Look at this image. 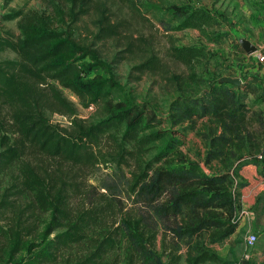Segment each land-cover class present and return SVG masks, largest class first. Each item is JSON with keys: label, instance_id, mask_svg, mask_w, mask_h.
<instances>
[{"label": "trees", "instance_id": "16d2710c", "mask_svg": "<svg viewBox=\"0 0 264 264\" xmlns=\"http://www.w3.org/2000/svg\"><path fill=\"white\" fill-rule=\"evenodd\" d=\"M41 2L58 17L57 26L43 11L17 10L6 18H17L18 34L0 37V51L16 54L15 59H0V264H182L177 240L207 235L217 242L234 233L239 206L229 171L206 173L186 160L167 163L180 140L165 141L166 132L155 129L150 110L128 96L111 102L112 90L121 89L110 64L117 56L110 63L103 60L97 43L113 39L119 45L121 39L129 54L139 47L141 61L133 67L163 77L167 61L187 64L204 50L171 45L160 52L132 43L121 36L128 28L126 19L114 23L106 0ZM166 13L176 31L217 23L216 14L204 8L172 4ZM84 18L92 26L88 36L75 33ZM84 58L89 61L80 62ZM94 67L108 76L88 77ZM221 77L194 96L179 93L172 102L177 114L172 115L175 121H214L221 148L245 137L252 156L247 163L261 164L264 170V127L255 132L252 122H262L258 114L249 115L244 101L246 91L254 89L252 82L242 79L233 85L219 82ZM179 79L170 77L178 91ZM55 83L74 93L83 106L95 105L100 116L94 121L77 116ZM51 113L67 116L68 126L51 122ZM156 141L163 146L145 159ZM103 142L113 147L116 162L133 166L131 191L150 207L155 228L126 215L108 224L100 208L79 201L80 173L100 163ZM223 153L209 150L204 161ZM163 159L164 164L153 165ZM159 223L170 240L163 236L157 250ZM183 263L226 264L200 241H186Z\"/></svg>", "mask_w": 264, "mask_h": 264}, {"label": "rangeland", "instance_id": "374dc122", "mask_svg": "<svg viewBox=\"0 0 264 264\" xmlns=\"http://www.w3.org/2000/svg\"><path fill=\"white\" fill-rule=\"evenodd\" d=\"M112 10L111 19L116 21L124 18L128 28L124 35L134 44L146 43L152 50L163 52L174 46H195L204 50V53L194 57L187 64L167 61L168 73L138 72L133 66L141 61V49L136 48L134 54L124 50L123 41L107 39L98 42L100 56L107 62L112 61L116 54V61L110 63L111 71L121 85V89H113L110 95L112 103L121 102L128 96L133 102L146 107L155 117V129L166 132L167 139L176 138L180 143L176 144L167 155V159L153 163L154 166L167 163H177L186 160L199 164L206 173H220L228 170L233 179L232 191L235 194L238 210L236 213L237 226L234 233L221 241L210 242L207 235L190 240H177L180 247L181 263L186 250V241L195 243L200 241L208 249L214 251L226 264H237L244 253L249 254L247 264H264V191L255 198V203L248 209L249 215L241 212V192L249 187L241 178L240 169L245 166L247 160L252 157L247 154L246 138H236L231 144L220 147L216 136L220 134L216 123L208 118H192L185 121H175L177 109L172 105L173 99L178 94L194 96L204 89L209 88L212 82L219 76L231 74L234 77L232 63L235 56L241 53L239 39L241 37H256L261 31L264 22V0H106ZM184 5L192 8H204L216 14L217 23L205 26L203 30L187 28L173 30L170 16L166 13L169 5ZM136 8V9H135ZM37 9L45 12L55 26L59 24L58 17L47 10L41 0H0V37L16 36L18 29L15 19H7V14L17 10L26 11ZM88 28L92 26L88 18L79 23L82 36H88ZM126 33V34H125ZM253 40V39H251ZM142 45V44H141ZM157 52V51H156ZM137 53V54H136ZM16 54L5 49L0 51V59H15ZM232 60V61H231ZM82 61H89L87 58ZM236 70V69H235ZM88 77H107L101 68L94 67L87 72ZM172 75L180 77L178 84L181 90H175L174 82L170 81ZM167 76L169 78H167ZM254 89H249L245 94V104L249 107L250 114H258L260 118L252 122L255 132L264 127V90L256 82L252 81ZM55 87L61 95L75 109L76 115L94 121L100 116V109L95 105L83 106L78 97L68 89L55 83ZM246 89V88H245ZM97 108V109H96ZM51 122L62 126H68L69 119L59 113L49 114ZM246 136V133H244ZM163 141H156L148 147L145 159L155 156ZM220 149L224 153L219 158L211 159L206 163L204 159L209 150ZM113 147L108 142L101 145V161L91 170L81 171L80 202L85 206H97L101 209V217L104 222L112 224L118 222L122 216L142 218L148 227L155 228L154 216L148 204L137 197L131 191V170L133 166L126 167L112 158ZM258 158H261L258 156ZM246 162V163H245ZM254 164V163H252ZM258 176L263 174L261 164ZM261 170V171H260ZM159 234L155 244L160 250V241L163 236L170 240L169 233H164L161 223L158 224ZM249 234L256 236L252 246L246 243Z\"/></svg>", "mask_w": 264, "mask_h": 264}, {"label": "crops", "instance_id": "0c3cea01", "mask_svg": "<svg viewBox=\"0 0 264 264\" xmlns=\"http://www.w3.org/2000/svg\"><path fill=\"white\" fill-rule=\"evenodd\" d=\"M246 39L256 47V51L247 53L240 46L242 52L238 53V55L235 56V60L231 62L233 70L235 71L234 77L240 78L241 80L256 81L264 90V58L263 60H259L257 57L260 54L264 57V22L261 31L257 32L256 37H248ZM226 76L232 77L233 75L226 74ZM258 172L259 167L252 163L246 164L239 171L241 178L249 185L248 188L241 192V212L247 215L251 213L248 212L251 211L248 209L256 202L255 198L264 191V170L262 169L261 172L263 177L258 176Z\"/></svg>", "mask_w": 264, "mask_h": 264}, {"label": "water", "instance_id": "95a60500", "mask_svg": "<svg viewBox=\"0 0 264 264\" xmlns=\"http://www.w3.org/2000/svg\"><path fill=\"white\" fill-rule=\"evenodd\" d=\"M239 44L243 48V50L246 51L247 53H252L256 51V47L246 38L241 37L239 39ZM219 82H228L233 85H239L241 83V79L235 78V77L224 76L219 79Z\"/></svg>", "mask_w": 264, "mask_h": 264}, {"label": "built area", "instance_id": "2783aa9c", "mask_svg": "<svg viewBox=\"0 0 264 264\" xmlns=\"http://www.w3.org/2000/svg\"><path fill=\"white\" fill-rule=\"evenodd\" d=\"M259 60H263V55H258L257 56ZM259 157H261L260 155H258ZM256 241V236L254 234H249L247 237H246V243L249 245V246H252ZM248 259H249V254L248 253H244L242 255V258L241 260L237 263V264H247L248 263Z\"/></svg>", "mask_w": 264, "mask_h": 264}]
</instances>
